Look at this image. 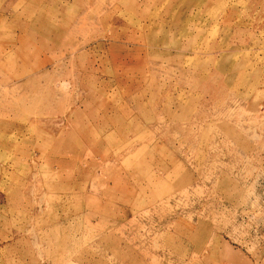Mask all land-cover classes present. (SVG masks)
Masks as SVG:
<instances>
[{
    "label": "rangeland",
    "instance_id": "rangeland-1",
    "mask_svg": "<svg viewBox=\"0 0 264 264\" xmlns=\"http://www.w3.org/2000/svg\"><path fill=\"white\" fill-rule=\"evenodd\" d=\"M0 264H264V0H0Z\"/></svg>",
    "mask_w": 264,
    "mask_h": 264
}]
</instances>
